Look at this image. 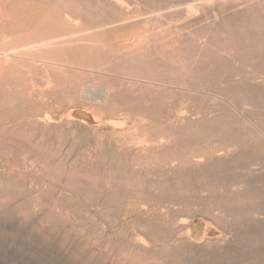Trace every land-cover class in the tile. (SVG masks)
I'll return each instance as SVG.
<instances>
[{"label": "rangeland", "instance_id": "rangeland-1", "mask_svg": "<svg viewBox=\"0 0 264 264\" xmlns=\"http://www.w3.org/2000/svg\"><path fill=\"white\" fill-rule=\"evenodd\" d=\"M125 1L168 11L147 72L179 91L0 130V264H264V0Z\"/></svg>", "mask_w": 264, "mask_h": 264}, {"label": "bare ground", "instance_id": "bare-ground-1", "mask_svg": "<svg viewBox=\"0 0 264 264\" xmlns=\"http://www.w3.org/2000/svg\"><path fill=\"white\" fill-rule=\"evenodd\" d=\"M128 3L0 0V130L16 132L73 120L99 124V109L109 110L115 99L124 101L129 96L109 79L130 88L144 85L179 91L176 81L154 78L147 72V51H154L156 43L154 25L169 23L165 20L168 11L146 12ZM198 9L189 3L181 13L192 19Z\"/></svg>", "mask_w": 264, "mask_h": 264}]
</instances>
